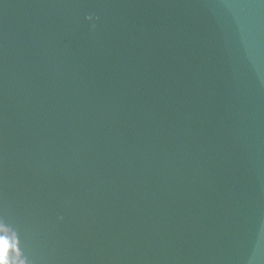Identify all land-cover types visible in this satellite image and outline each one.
Instances as JSON below:
<instances>
[{
    "label": "water",
    "instance_id": "water-1",
    "mask_svg": "<svg viewBox=\"0 0 264 264\" xmlns=\"http://www.w3.org/2000/svg\"><path fill=\"white\" fill-rule=\"evenodd\" d=\"M0 215L8 264H264V0H0Z\"/></svg>",
    "mask_w": 264,
    "mask_h": 264
},
{
    "label": "snow or ice",
    "instance_id": "snow-or-ice-1",
    "mask_svg": "<svg viewBox=\"0 0 264 264\" xmlns=\"http://www.w3.org/2000/svg\"><path fill=\"white\" fill-rule=\"evenodd\" d=\"M14 225L9 223L2 215H0V264H8V255L12 246V241L6 236V233L11 231ZM15 251L26 257L27 252L19 247V241H16Z\"/></svg>",
    "mask_w": 264,
    "mask_h": 264
}]
</instances>
